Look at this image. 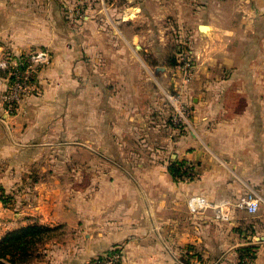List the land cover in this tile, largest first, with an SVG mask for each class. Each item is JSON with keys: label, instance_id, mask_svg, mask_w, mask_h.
I'll use <instances>...</instances> for the list:
<instances>
[{"label": "crops", "instance_id": "obj_1", "mask_svg": "<svg viewBox=\"0 0 264 264\" xmlns=\"http://www.w3.org/2000/svg\"><path fill=\"white\" fill-rule=\"evenodd\" d=\"M66 1L0 0V60L38 48L53 56L40 78L43 97L25 100L14 117L4 114L7 79L0 73V166H51L58 147L71 150L57 136L72 137L64 117L78 97L82 165L97 167L91 177L86 172L96 185L83 193L79 211L60 213L65 223L81 226L88 241H258L254 262L264 264V0H256L254 14L229 18L228 7L219 9L228 0H215L202 17L178 12L169 24L167 15H135L150 22L147 32L159 38L155 78L143 74L137 58L153 46H139L130 30L137 19L120 16L113 20L129 44L100 47L114 54L111 69L97 66L96 77L85 70L88 47L70 41ZM175 21L183 53H190L195 65L189 85L169 78L178 66H169L162 47L170 44L168 30ZM167 88L181 93L189 107V127L170 124ZM175 163L192 166L197 177L175 179L170 172ZM251 185L262 198L252 236L242 231L248 217L238 210L228 227L217 228L206 216L212 210L197 215V225L177 213L179 207L189 210L192 196L213 204L238 199ZM46 204H40L38 216L59 222L58 204Z\"/></svg>", "mask_w": 264, "mask_h": 264}, {"label": "rangeland", "instance_id": "obj_2", "mask_svg": "<svg viewBox=\"0 0 264 264\" xmlns=\"http://www.w3.org/2000/svg\"><path fill=\"white\" fill-rule=\"evenodd\" d=\"M129 1L67 0V6L63 7L68 16V25L71 30L70 41L75 47L78 44L80 46L83 45L84 49L86 46L88 47L87 52L85 53L84 50L83 54L85 60H88V66L85 67V70L89 72L93 71L91 75L95 77L97 66L101 69L106 64L111 69L112 65L108 62H113L112 58L114 54L112 51L103 53L100 47L124 46L128 43L123 34L119 35V28L116 27L113 17L120 16L121 18L126 17L132 20L136 18L135 15L148 17L149 15L163 14L169 18L167 21L169 24L172 19H175L174 16L178 12L182 16L202 17L209 12L215 0H132L133 6L131 5V7ZM216 1H223L224 3V0ZM255 5L256 0H228V6L220 5L219 9L225 11L228 7L229 18L238 14H254L256 12ZM133 8H135L134 11ZM136 19L135 22H130V30L138 37L137 43L144 48L153 46L152 52H142V55H137L138 62H142L144 66L143 74L146 77L155 78V67L160 66V61L157 59H160L158 55L161 50L159 45L155 46L156 40L158 43L159 38L154 32H147L149 28L147 25L150 22L141 18ZM232 24L233 22L228 21V27ZM170 27H172L168 30V36L171 40L170 44L162 47L168 50L166 55L167 61L169 60L168 63L175 61L177 63L176 66L180 68L182 55L184 54V45L179 42L181 40V34L178 29L180 26L178 27V23L175 21L171 23ZM40 51H49V49H32L19 56H30ZM120 55L123 56L122 54ZM19 56L15 57L12 54H4L0 60V64L4 61L12 62ZM100 58L103 61L98 64L100 62L98 59ZM139 58L142 59L140 60ZM48 66L38 73L41 86V74ZM176 66H173V68L176 69ZM178 68L177 71L171 72L169 78H174V81L182 83L183 75ZM0 73L7 79L3 91L4 94L8 88L11 66L10 69L0 66ZM256 73L257 70L255 68L250 76H254ZM163 94H165L167 104L171 110L169 112L170 124L174 126L173 118L176 114V109L172 104V98L179 94V103L188 109L189 107L184 102L181 93L173 90V88H167L163 91ZM43 95L39 98L26 97L24 101L28 99H40ZM79 107V98H73L71 109H67L66 116L64 117L65 122L71 125L72 137L67 135L69 139H65L63 136L60 138L57 136L58 142H67L72 147L71 150L67 149L66 153L64 149L58 147L56 152L57 160L54 165L0 166V171L4 173L0 177V230L3 232L0 235V240L14 230L33 224L51 228L46 234L44 241L38 245V250L32 255L27 256L25 262L19 264H255L254 259L257 254L256 245L258 241H224L221 238H213V241H88V238H86L87 231L81 230V226L78 227L76 224L72 226L65 223L64 217L60 213L66 211L68 208H74L79 211L81 209V197L83 193L89 191L90 194L96 185V183L88 180V178L97 172V167L82 165V156L84 157L85 154L81 152ZM3 121L1 119L0 123L3 124ZM69 155L71 157L70 160H62L64 157L68 158ZM187 167L189 165L185 168ZM86 172L90 177H87ZM82 175H85L83 179H81ZM197 175V172L194 171L195 177H189L185 174V176L179 179L186 181L193 177L196 178ZM251 186L247 188L244 194L248 192L257 193L255 188ZM190 198L187 200L188 209ZM240 198L213 202L214 205L224 202L231 203V216L228 220L218 219L214 209H209L213 212L210 215L206 214V216L211 217L214 221L213 225L216 228L220 226L219 224L223 223L225 227H228V224L232 222L235 216L233 211H241L247 214L248 217L245 225L242 227V231L246 233V236H252L254 233L253 226L255 225L254 218L258 212L250 214L237 209L235 204ZM47 201H49V204L54 201L55 204H58V211L61 209L58 212L59 216H61L59 222L49 223L48 220L42 221L44 220L43 216L41 218L38 216L36 211L39 210L40 204L47 206ZM177 213L182 214V217H188L189 215L190 223L197 225L200 221L197 219V215L204 212L193 214L190 209L186 212L185 209L180 210L179 207ZM236 216L238 217V215ZM248 247L251 249L248 250ZM114 253L119 254V258L112 263L109 261V256Z\"/></svg>", "mask_w": 264, "mask_h": 264}, {"label": "built area", "instance_id": "obj_3", "mask_svg": "<svg viewBox=\"0 0 264 264\" xmlns=\"http://www.w3.org/2000/svg\"><path fill=\"white\" fill-rule=\"evenodd\" d=\"M53 57L49 51H40L31 54L30 56H19L12 62L4 61L0 66L10 69L11 75L9 78L8 88L2 96L4 103V114L7 117L16 115L21 107L22 102L26 97H41L43 87L40 85L38 73L46 66L52 63ZM11 64V65H10ZM183 75V83L189 85L195 77V65L192 61L190 53L182 55V62L179 66ZM180 95L172 98V104L176 109V114L173 118L174 126L183 128L190 126V111L186 106L179 103ZM1 121V119H0ZM189 177L194 176L192 166L184 168ZM262 198L255 192L244 194L235 207L239 210L255 214L260 209ZM189 209L191 213L198 214L207 209H214L216 217L221 220H228L231 216V203L224 202L221 204H212L205 197L192 196L189 200ZM119 254L114 253L109 256V261L112 263L117 261Z\"/></svg>", "mask_w": 264, "mask_h": 264}, {"label": "trees", "instance_id": "obj_4", "mask_svg": "<svg viewBox=\"0 0 264 264\" xmlns=\"http://www.w3.org/2000/svg\"><path fill=\"white\" fill-rule=\"evenodd\" d=\"M176 64L175 61L169 62L172 67ZM185 167V163H175L170 166V172L175 179H179L187 174L186 170L183 171ZM50 230V227L33 224L8 233L0 240V264L25 262L27 256L38 250V245L44 241ZM249 249L251 248L248 247ZM253 256L255 255L253 254Z\"/></svg>", "mask_w": 264, "mask_h": 264}, {"label": "water", "instance_id": "obj_5", "mask_svg": "<svg viewBox=\"0 0 264 264\" xmlns=\"http://www.w3.org/2000/svg\"><path fill=\"white\" fill-rule=\"evenodd\" d=\"M201 29H207V27L206 26H201Z\"/></svg>", "mask_w": 264, "mask_h": 264}]
</instances>
